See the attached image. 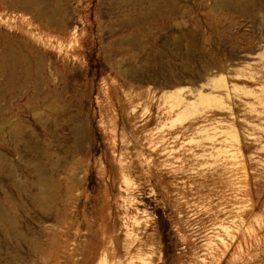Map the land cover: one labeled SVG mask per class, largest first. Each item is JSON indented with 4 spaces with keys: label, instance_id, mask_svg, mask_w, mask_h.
I'll return each mask as SVG.
<instances>
[{
    "label": "rangeland",
    "instance_id": "374dc122",
    "mask_svg": "<svg viewBox=\"0 0 264 264\" xmlns=\"http://www.w3.org/2000/svg\"><path fill=\"white\" fill-rule=\"evenodd\" d=\"M184 2L135 23L129 3L0 0V264H95L100 222L121 249L120 159L170 208L147 209V264H264V0ZM183 98L205 108L158 127Z\"/></svg>",
    "mask_w": 264,
    "mask_h": 264
},
{
    "label": "bare ground",
    "instance_id": "6f19581e",
    "mask_svg": "<svg viewBox=\"0 0 264 264\" xmlns=\"http://www.w3.org/2000/svg\"><path fill=\"white\" fill-rule=\"evenodd\" d=\"M72 29H74V28H72ZM4 56H6V55H4ZM14 59H15V57H14ZM7 61H9V60H7ZM197 93H198L197 96H201L200 90ZM208 105L212 108H219V107L224 108V106H222L218 103L206 104V106H208ZM203 108H205V106H201V104H195V105L191 104L190 102H188V100L186 98H183L178 103H171L164 108L165 113L167 115L164 118V120H160L158 127L160 126V128H162V127L169 124L168 127L172 128V129L174 128L173 130L175 131L178 128L180 129V128L185 127V124H187V123H189L191 125V121L196 119V117L194 115L201 112L203 110ZM176 110H180L181 114H184L185 116L180 117V114H178L176 116H170V113H172ZM167 120H169V122H166ZM218 122L219 121H217V123ZM232 124L234 125V123H231V124H229L230 125L229 127L225 126V129L229 128V131L233 132V133L231 132V134L233 135V138L235 139V137L237 136L236 135L237 128L232 126ZM145 125L146 124H144L143 126H145ZM231 127H232V129H231ZM195 129H196V133L200 134V136H199L200 140L212 137L214 142L219 141V135L222 131V130H220V126L217 124H215L212 127V129H213L212 135L207 134L208 132L205 133L207 130L206 125L195 126ZM171 132H172V130L168 131L167 133H171ZM227 132H228V130H227ZM162 135H163L162 132H160L157 137L163 138ZM154 137H155L154 133H151V134H149V137H146L148 139V143H149V147H150L149 152L151 154L156 153L159 149L158 143L154 141ZM233 138L230 137V139H233ZM235 143H236V141H235ZM235 143L233 144V146H235L237 144V143L236 144ZM202 146H204V144ZM213 147H215V146H213ZM93 149H94V147H92V150ZM234 154H235V152H234ZM232 158H235V157H232ZM120 162L122 164L120 163L119 172H120V176L122 178V186L123 187H122V194L120 195L121 201L119 203V218H120L119 232H120L121 236L123 237V243L121 245V249H119L118 243L115 241L114 235H112V234L108 235L106 233L105 229L103 230V223L100 222L99 228L103 234L102 236H103L104 242L106 244L102 247V249H101V251H100V253L96 259L95 264H120L121 261L122 262L126 261L125 264H137V262H140L141 264L142 263L147 264L148 261L154 259V257L152 256V253H153V250L151 247L152 245L149 244V243L153 242L154 237L150 233L146 234V231H143V230L150 228L151 225L154 224L155 222L157 223L156 220L151 222V220H150L151 214H150V212H147V209H150V208L153 209L154 207L157 206L158 208H160L162 210L163 216H169L170 212H167V209L169 210L170 208L168 207V205L164 201H162L160 198L157 197V194L155 193V191L152 188H150V187L147 189L144 187L138 188V186L132 180L133 179L132 178L133 172L131 170V166L128 165L127 163L123 164L121 159H120ZM76 174H77V172H76ZM44 194H46V193H44ZM52 196H54V195L52 194ZM78 196H77V200L75 202L74 207H76L78 202L80 201ZM137 202L142 206L141 209L136 207L135 203H137ZM74 215H75V212H74V210H72L69 214L68 220L69 219L74 220ZM68 220H66L63 223V225L67 224ZM63 225L61 227H63ZM222 228L224 230H226V227L224 225L222 226ZM114 232H115V230H114ZM86 234L84 233L83 235H86ZM139 234H141L142 237H145V239L143 240ZM90 253L91 254H90V256H88V258H85L84 256L81 257L83 264H90V262L95 258L94 252H90ZM120 258H124V259L121 260ZM171 261H173V260H171ZM173 263H175V262H173Z\"/></svg>",
    "mask_w": 264,
    "mask_h": 264
},
{
    "label": "crops",
    "instance_id": "0c3cea01",
    "mask_svg": "<svg viewBox=\"0 0 264 264\" xmlns=\"http://www.w3.org/2000/svg\"><path fill=\"white\" fill-rule=\"evenodd\" d=\"M180 1H185L184 4L185 5H189L192 3V0H180ZM138 11L135 10V4L131 3L130 1H123V0H105V4L107 6L111 5L112 7H118V6H122V5H125V4H131L133 10L135 11L134 14H136L137 12L140 13V19L138 22H135V23H149V21H151V14L155 8V6H162L163 2H168V0H140L138 1ZM141 7V9H140ZM134 14H131L130 17H132ZM128 18V19H129ZM128 19H124V18H121V22L122 23H127L128 22ZM125 20H127V22H125ZM131 21V20H130ZM130 21L128 23H130ZM132 23V22H131ZM160 23H171L170 20L166 19V20H163L161 21Z\"/></svg>",
    "mask_w": 264,
    "mask_h": 264
}]
</instances>
